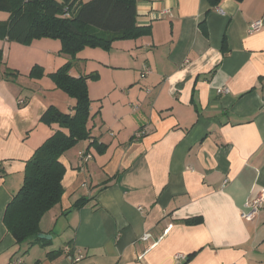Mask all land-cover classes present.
Here are the masks:
<instances>
[{
    "label": "crops",
    "instance_id": "crops-1",
    "mask_svg": "<svg viewBox=\"0 0 264 264\" xmlns=\"http://www.w3.org/2000/svg\"><path fill=\"white\" fill-rule=\"evenodd\" d=\"M136 13L149 34L73 60L57 40H0V264H70L65 248L78 264H264V206L241 218L264 191V0H139ZM70 60L71 77L98 74L90 139L60 158L64 194L40 221L51 242L17 244L4 212L26 162L61 130L41 115L73 113L49 77Z\"/></svg>",
    "mask_w": 264,
    "mask_h": 264
},
{
    "label": "trees",
    "instance_id": "trees-1",
    "mask_svg": "<svg viewBox=\"0 0 264 264\" xmlns=\"http://www.w3.org/2000/svg\"><path fill=\"white\" fill-rule=\"evenodd\" d=\"M138 1L0 0V12L8 15L5 21H0V40L25 46L34 40H57L59 53L70 56L72 60L85 48L108 51L113 42L137 39L150 33L149 27L136 25ZM221 1L206 0L210 8L217 7ZM72 65V61H68L49 77L56 89L75 101L73 113H62L50 106L40 117L42 124H57L67 133L56 131L36 149L26 162L21 187L4 212L3 224L17 244L51 242L39 240L37 236L41 233V219L60 203L64 194L61 182L65 168L60 158L78 142L90 139L87 82L97 80L98 74L93 72L73 78L69 75ZM5 74L9 76L11 73L6 71ZM43 75L39 66H34L29 73L32 79H40ZM97 148L99 151L105 149ZM83 204L84 201L79 200L74 207Z\"/></svg>",
    "mask_w": 264,
    "mask_h": 264
},
{
    "label": "built area",
    "instance_id": "built-area-1",
    "mask_svg": "<svg viewBox=\"0 0 264 264\" xmlns=\"http://www.w3.org/2000/svg\"><path fill=\"white\" fill-rule=\"evenodd\" d=\"M261 28H262V23L260 21H254L249 24L248 33L249 34L258 33L261 30ZM148 73L149 70L146 69L144 71V74H148ZM223 92L227 93L228 90L223 89ZM141 134L142 132L138 133L137 137H140ZM80 158L83 162H87L91 158V156L85 154V155H81ZM263 206H264V191H260L246 201L245 203L246 212L241 214V218L245 221H251L256 216V214L262 210ZM149 237H150L149 235H144L142 237V240L146 241ZM64 252L70 264H78L83 259V255L80 251L71 253V250L69 248H65Z\"/></svg>",
    "mask_w": 264,
    "mask_h": 264
},
{
    "label": "water",
    "instance_id": "water-1",
    "mask_svg": "<svg viewBox=\"0 0 264 264\" xmlns=\"http://www.w3.org/2000/svg\"><path fill=\"white\" fill-rule=\"evenodd\" d=\"M37 238H38L39 240H46V241L51 240V236H46V235H43V234H39V235L37 236Z\"/></svg>",
    "mask_w": 264,
    "mask_h": 264
},
{
    "label": "rangeland",
    "instance_id": "rangeland-1",
    "mask_svg": "<svg viewBox=\"0 0 264 264\" xmlns=\"http://www.w3.org/2000/svg\"><path fill=\"white\" fill-rule=\"evenodd\" d=\"M7 16H8L7 14L0 12V20L5 19ZM56 242H57V241H56ZM59 242H60V241L58 240V242H57L58 247L61 246V245L59 244Z\"/></svg>",
    "mask_w": 264,
    "mask_h": 264
}]
</instances>
